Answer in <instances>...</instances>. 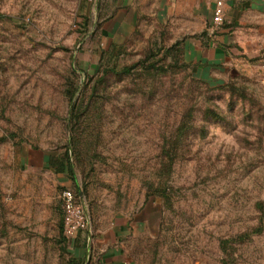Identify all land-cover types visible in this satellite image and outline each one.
Segmentation results:
<instances>
[{
	"label": "rangeland",
	"instance_id": "374dc122",
	"mask_svg": "<svg viewBox=\"0 0 264 264\" xmlns=\"http://www.w3.org/2000/svg\"><path fill=\"white\" fill-rule=\"evenodd\" d=\"M215 1L0 0V264H264V0Z\"/></svg>",
	"mask_w": 264,
	"mask_h": 264
},
{
	"label": "crops",
	"instance_id": "0c3cea01",
	"mask_svg": "<svg viewBox=\"0 0 264 264\" xmlns=\"http://www.w3.org/2000/svg\"><path fill=\"white\" fill-rule=\"evenodd\" d=\"M117 2L120 0H116ZM171 1L175 0H128L131 7L134 8H150V7H161L163 11L169 6L172 5ZM225 1V10L226 13L229 15H232L231 12V6H236L237 4L240 6L241 9H250V8H259L261 5H263V0H224ZM119 3H116L118 5ZM227 14V15H228ZM231 17V16H230ZM116 18V17H115ZM106 27V25H104ZM102 35L108 36L109 32L106 31V29L101 31ZM199 47V45H198ZM193 52L195 53L197 50L195 47H193ZM201 50V48H200ZM220 50L213 48L212 52L216 53ZM194 56V54H193ZM104 261L102 264H123V262L120 260V253L118 249H116L115 245H112V247H109L106 252L103 255Z\"/></svg>",
	"mask_w": 264,
	"mask_h": 264
},
{
	"label": "built area",
	"instance_id": "2783aa9c",
	"mask_svg": "<svg viewBox=\"0 0 264 264\" xmlns=\"http://www.w3.org/2000/svg\"><path fill=\"white\" fill-rule=\"evenodd\" d=\"M225 1L216 0L212 9V25H221L224 17ZM62 206L64 210L63 233L66 237H71L79 226V220L82 218L80 207L76 204V195L70 190H64L61 193Z\"/></svg>",
	"mask_w": 264,
	"mask_h": 264
},
{
	"label": "trees",
	"instance_id": "16d2710c",
	"mask_svg": "<svg viewBox=\"0 0 264 264\" xmlns=\"http://www.w3.org/2000/svg\"><path fill=\"white\" fill-rule=\"evenodd\" d=\"M49 165L53 169L55 173H64L65 169H70L67 160H63L62 158H58L56 161L53 159H49Z\"/></svg>",
	"mask_w": 264,
	"mask_h": 264
}]
</instances>
